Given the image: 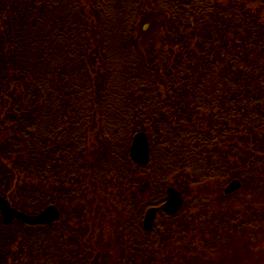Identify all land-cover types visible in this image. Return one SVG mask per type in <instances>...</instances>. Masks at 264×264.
<instances>
[{
  "label": "trees",
  "instance_id": "obj_1",
  "mask_svg": "<svg viewBox=\"0 0 264 264\" xmlns=\"http://www.w3.org/2000/svg\"><path fill=\"white\" fill-rule=\"evenodd\" d=\"M138 132L144 167L130 156ZM235 179L264 197V0H0V198L61 213L0 214V264H165L177 226L197 229L182 214L160 211L150 233L119 227L118 242L135 238L115 257L82 216L116 195L141 223L170 185L217 198Z\"/></svg>",
  "mask_w": 264,
  "mask_h": 264
},
{
  "label": "rangeland",
  "instance_id": "obj_2",
  "mask_svg": "<svg viewBox=\"0 0 264 264\" xmlns=\"http://www.w3.org/2000/svg\"><path fill=\"white\" fill-rule=\"evenodd\" d=\"M227 185L224 186L226 187ZM203 189L205 188L201 190L194 189L190 196H184V208L177 213L182 214L179 220L181 227H185L186 222H190L192 228L197 229L192 230L191 233L186 234L182 239L177 226L176 235L173 237L174 240H171L169 246L164 248V250L166 249V251L163 250L165 255L160 254V259L164 260L165 264H264V197L259 198L256 194H248L243 188L240 190L241 192H237L230 197L224 195L223 191V193L219 194L221 197L215 198L213 187L209 191L208 189ZM207 192L212 195L211 200L210 198L206 199L209 202L205 204L195 201L197 198L200 199L201 193ZM154 193L156 196L159 195L156 191ZM223 195L226 198L223 199ZM213 197L214 200H212ZM107 199L109 198H103L102 201ZM119 200L121 199L113 195L107 202L109 207L93 208L96 213L92 211L90 214L82 216L84 224L92 226L96 234H98L96 237L98 247L104 248V245L107 244L106 242L112 241L113 243L115 236L117 237V234H120L118 228L133 225L130 219L134 221L135 217H138L134 211L128 214V207L125 208L121 205ZM98 201L100 202V200L96 199L97 203ZM166 201L167 196L163 202L165 203ZM139 202H144L146 205L150 204L146 197H142L141 200H138ZM164 203L160 206L154 205V207H157L162 212L161 206ZM60 205H65V203L62 202ZM74 205L75 203L69 204L67 207L69 213L71 212L70 206ZM141 209V207L140 209L138 208L139 211ZM147 210L148 208L142 213L144 217ZM217 212L223 215L215 216ZM209 218L213 219L214 222L208 224ZM219 218L222 221V227H220L222 231L217 232L215 224ZM188 224L186 225L187 229L190 227ZM239 230L242 232L241 234L240 232L238 234ZM208 232L210 234H207ZM206 242H208V248ZM115 246L121 247L116 244ZM122 247L124 246L122 245ZM114 253L110 252L109 255L115 257L117 253ZM109 258L112 259L111 257Z\"/></svg>",
  "mask_w": 264,
  "mask_h": 264
},
{
  "label": "water",
  "instance_id": "obj_3",
  "mask_svg": "<svg viewBox=\"0 0 264 264\" xmlns=\"http://www.w3.org/2000/svg\"><path fill=\"white\" fill-rule=\"evenodd\" d=\"M132 160L145 166L150 160V146L147 135L144 132L136 134L130 148ZM242 186L239 180H233L225 189V194L229 195L238 191ZM184 199L182 194L174 187L167 189V201L161 206V210L169 216L176 215L183 209ZM158 209L150 208L145 216L144 229L151 232L154 226ZM0 214L4 224H10L14 220L23 221L29 225H47L60 220L61 214L55 206H48L37 215H28L12 208L5 197L0 198Z\"/></svg>",
  "mask_w": 264,
  "mask_h": 264
},
{
  "label": "flooded vegetation",
  "instance_id": "obj_4",
  "mask_svg": "<svg viewBox=\"0 0 264 264\" xmlns=\"http://www.w3.org/2000/svg\"><path fill=\"white\" fill-rule=\"evenodd\" d=\"M139 221H137L136 223H133V225H130L129 226V228H132L133 226H136L137 228H138V230H140V229H143V222H144V216H143V218H142V222L140 223H138ZM157 224V219H156V222H155V225ZM128 226V225H127ZM155 227V226H154ZM239 232H240V234L242 233L240 230L238 231V234H239ZM129 234V233H128ZM127 234V235H128ZM126 239H128L127 241H125V243L127 244V243H131V240H133L134 238H135V236L134 235H130V236H124ZM123 237V238H124ZM142 237L143 238H145L146 236L144 235H142ZM117 237L115 236V242H108V244H107V250H105V252H108V253H110V252H116L117 250H116V248L114 247V244L115 243H123L124 244V250H126V249H129L130 250V246L129 245H125V243H124V241L122 240V241H119L118 242V240L116 239ZM160 249H161V246H160ZM159 251V250H158Z\"/></svg>",
  "mask_w": 264,
  "mask_h": 264
}]
</instances>
